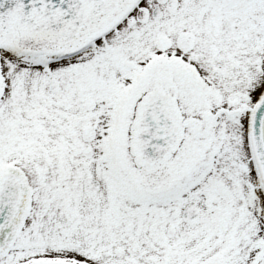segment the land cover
<instances>
[{
	"label": "snow or ice",
	"instance_id": "6c2138e0",
	"mask_svg": "<svg viewBox=\"0 0 264 264\" xmlns=\"http://www.w3.org/2000/svg\"><path fill=\"white\" fill-rule=\"evenodd\" d=\"M0 264H264V0H0Z\"/></svg>",
	"mask_w": 264,
	"mask_h": 264
}]
</instances>
